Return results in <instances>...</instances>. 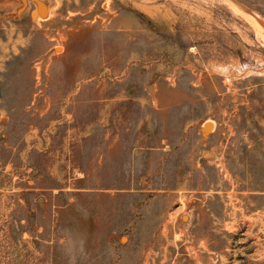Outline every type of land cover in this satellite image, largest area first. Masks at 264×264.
<instances>
[{
  "label": "rangeland",
  "instance_id": "rangeland-1",
  "mask_svg": "<svg viewBox=\"0 0 264 264\" xmlns=\"http://www.w3.org/2000/svg\"><path fill=\"white\" fill-rule=\"evenodd\" d=\"M0 1V264H264V0Z\"/></svg>",
  "mask_w": 264,
  "mask_h": 264
},
{
  "label": "water",
  "instance_id": "water-1",
  "mask_svg": "<svg viewBox=\"0 0 264 264\" xmlns=\"http://www.w3.org/2000/svg\"><path fill=\"white\" fill-rule=\"evenodd\" d=\"M7 2L15 6L11 18L19 17L25 11H27L31 6L33 7L30 13L32 19H35L37 17L46 18L49 10L48 0H7ZM1 5H2V1H0V7ZM212 126H213L212 122H206L204 126L201 128L202 135L207 136Z\"/></svg>",
  "mask_w": 264,
  "mask_h": 264
}]
</instances>
